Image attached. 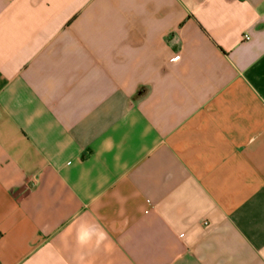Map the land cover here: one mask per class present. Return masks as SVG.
I'll return each mask as SVG.
<instances>
[{
    "label": "crops",
    "instance_id": "0c3cea01",
    "mask_svg": "<svg viewBox=\"0 0 264 264\" xmlns=\"http://www.w3.org/2000/svg\"><path fill=\"white\" fill-rule=\"evenodd\" d=\"M0 264H264V0H0Z\"/></svg>",
    "mask_w": 264,
    "mask_h": 264
},
{
    "label": "clouds",
    "instance_id": "9594fccd",
    "mask_svg": "<svg viewBox=\"0 0 264 264\" xmlns=\"http://www.w3.org/2000/svg\"><path fill=\"white\" fill-rule=\"evenodd\" d=\"M107 239V233L100 227H82L77 233V243L81 247H84L95 240V245L99 248Z\"/></svg>",
    "mask_w": 264,
    "mask_h": 264
}]
</instances>
